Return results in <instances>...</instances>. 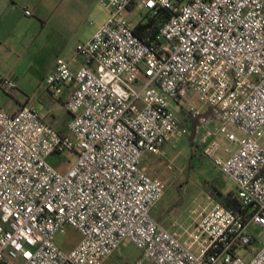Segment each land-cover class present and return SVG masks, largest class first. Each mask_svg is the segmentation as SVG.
Wrapping results in <instances>:
<instances>
[{
	"label": "built area",
	"instance_id": "2783aa9c",
	"mask_svg": "<svg viewBox=\"0 0 264 264\" xmlns=\"http://www.w3.org/2000/svg\"><path fill=\"white\" fill-rule=\"evenodd\" d=\"M99 3L106 22L45 78L55 99L69 88L67 134L33 106L0 109V264H103L126 242L141 251L134 264H264V0ZM137 5L152 39L128 20ZM0 90L17 84L0 76ZM190 132L240 211L213 202L186 243L152 216L165 184L143 161ZM67 154L75 161L61 172ZM67 227L80 240L64 251L55 235ZM253 243L248 260L237 255Z\"/></svg>",
	"mask_w": 264,
	"mask_h": 264
},
{
	"label": "rangeland",
	"instance_id": "374dc122",
	"mask_svg": "<svg viewBox=\"0 0 264 264\" xmlns=\"http://www.w3.org/2000/svg\"><path fill=\"white\" fill-rule=\"evenodd\" d=\"M65 3L75 7V17L62 32L60 40L61 47L65 46L66 50L71 51L77 44L86 43L89 40L96 27L106 22L108 12L99 0H64ZM127 17L130 23L136 26L145 21L146 11L137 5ZM23 92V90H16L12 95L19 94L24 97ZM11 97L0 90V102L4 103L7 109L17 107ZM45 97L46 100H51L50 95H45ZM194 102L200 105L197 98H194ZM37 109L42 110V106L37 105ZM189 138L191 136L188 135L175 136L163 146L164 155H155V159H147L143 164L152 172V177L162 180L165 184L164 196L152 210L153 217L169 230L176 231L178 234L183 233V241L186 243L191 240L184 231L195 236L199 235L195 224L199 221L203 211L209 209L212 203L217 201L210 195V187L219 188L220 185L223 193H234L231 183L212 161L206 158L201 160L198 156L200 151L193 142L192 147L189 146ZM225 145L234 150L232 145L228 143ZM57 158L63 162L61 172H64L75 161V157L70 154L57 156ZM214 196H216L215 193ZM256 237L263 242L264 231L256 233ZM79 240V234L69 227L65 228L63 233L55 235V244L64 251L71 250ZM205 241V238H202L201 242ZM259 246L258 243H253L246 248H240L237 250V255L248 260L250 254L256 252ZM192 250L198 252L199 245H194ZM140 255L141 251L138 248L126 242L103 264H134ZM144 264L151 263L144 262Z\"/></svg>",
	"mask_w": 264,
	"mask_h": 264
},
{
	"label": "crops",
	"instance_id": "0c3cea01",
	"mask_svg": "<svg viewBox=\"0 0 264 264\" xmlns=\"http://www.w3.org/2000/svg\"><path fill=\"white\" fill-rule=\"evenodd\" d=\"M25 8L31 16L24 14ZM74 11L75 7L64 4V0H0V76L13 78L17 90L24 91V97L19 94L11 97L17 107L7 109L0 102V109L14 113L26 106L37 109V105H41L42 110H37L42 120L61 134L67 132L70 119L65 108L69 88L61 87L59 98L55 99L45 88V78L53 71L57 58L70 61L73 57L74 49L68 51L65 46L61 47L60 36L73 22ZM85 62L79 58L71 63V69L76 70ZM45 95H50L51 100H46ZM188 136L194 143V132ZM147 159L153 160L155 156L149 155L144 161ZM143 166L151 176L152 172ZM171 232L183 241V233Z\"/></svg>",
	"mask_w": 264,
	"mask_h": 264
},
{
	"label": "trees",
	"instance_id": "16d2710c",
	"mask_svg": "<svg viewBox=\"0 0 264 264\" xmlns=\"http://www.w3.org/2000/svg\"><path fill=\"white\" fill-rule=\"evenodd\" d=\"M135 32L137 35H139L142 38H154L156 34V26H154V21L150 20L148 23H139L136 28ZM192 129V128H191ZM189 146L192 147L193 143L191 138L188 139ZM197 149L200 151V159H205L202 155V151L200 148L197 147ZM192 156H195L193 153H191ZM219 184V181H216ZM214 193L216 196H214ZM210 195L212 197H215L217 199V202L220 203L224 208L233 210V211H240V205L238 201L234 198V193H223V189L220 187L216 188L214 186L210 187Z\"/></svg>",
	"mask_w": 264,
	"mask_h": 264
}]
</instances>
